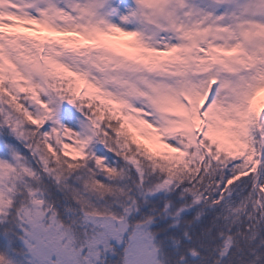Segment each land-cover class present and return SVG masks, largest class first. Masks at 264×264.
<instances>
[{"label":"snow or ice","instance_id":"1","mask_svg":"<svg viewBox=\"0 0 264 264\" xmlns=\"http://www.w3.org/2000/svg\"><path fill=\"white\" fill-rule=\"evenodd\" d=\"M0 264H264V0H0Z\"/></svg>","mask_w":264,"mask_h":264}]
</instances>
